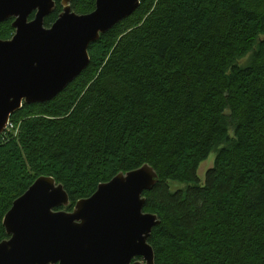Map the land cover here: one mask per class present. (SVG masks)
<instances>
[{
    "label": "trees",
    "instance_id": "1",
    "mask_svg": "<svg viewBox=\"0 0 264 264\" xmlns=\"http://www.w3.org/2000/svg\"><path fill=\"white\" fill-rule=\"evenodd\" d=\"M71 6L87 14L96 0ZM13 20L0 39L14 35ZM89 54L58 96L12 115L16 137L0 138V243L5 215L38 177L62 183L70 205L60 209L72 211L149 164L159 175L144 192L161 220L149 237L155 264H264V0H141ZM172 181L193 185L172 191Z\"/></svg>",
    "mask_w": 264,
    "mask_h": 264
},
{
    "label": "water",
    "instance_id": "2",
    "mask_svg": "<svg viewBox=\"0 0 264 264\" xmlns=\"http://www.w3.org/2000/svg\"><path fill=\"white\" fill-rule=\"evenodd\" d=\"M63 12L47 27L56 0H0V23L13 18L10 39H0V134L23 105L52 100L90 64V45L133 14L141 0H96L87 14ZM35 16L31 18V15ZM159 175L149 164L119 173L80 199L72 211L62 183L42 175L4 217L8 238L0 264H155L149 237L161 223L146 212L144 192Z\"/></svg>",
    "mask_w": 264,
    "mask_h": 264
},
{
    "label": "rangeland",
    "instance_id": "3",
    "mask_svg": "<svg viewBox=\"0 0 264 264\" xmlns=\"http://www.w3.org/2000/svg\"><path fill=\"white\" fill-rule=\"evenodd\" d=\"M250 55V54H249ZM249 55L248 56H246L245 58H243V59H241L240 61H239V65H245L246 64V62L248 61V57H249ZM215 158H216V153L215 152H213L211 155H210V157L206 160V161H204L202 164H201V166H200V168H199V171H198V176H199V178H200V184L201 185H204L205 184V177H206V172H207V170L208 169H210V168H212L213 166H214V164H215ZM190 185H193V183H182V182H177V181H175V182H170V186H171V190L172 191H177V190H185V189H187ZM67 211V210H66Z\"/></svg>",
    "mask_w": 264,
    "mask_h": 264
},
{
    "label": "built area",
    "instance_id": "4",
    "mask_svg": "<svg viewBox=\"0 0 264 264\" xmlns=\"http://www.w3.org/2000/svg\"><path fill=\"white\" fill-rule=\"evenodd\" d=\"M19 133V126L16 125L14 122H12L11 120H9V122L7 123V126L4 130V132H2L0 134V138L2 140H4L5 138L8 137V135H14V137H16Z\"/></svg>",
    "mask_w": 264,
    "mask_h": 264
},
{
    "label": "bare ground",
    "instance_id": "5",
    "mask_svg": "<svg viewBox=\"0 0 264 264\" xmlns=\"http://www.w3.org/2000/svg\"><path fill=\"white\" fill-rule=\"evenodd\" d=\"M116 25H117V24H116ZM116 25H115V26H116ZM112 28H113V27H112ZM112 28H111V29H112ZM111 29H110V30H111ZM74 80H75V79H74ZM66 88H67V87H66ZM66 88H65V89H66ZM65 89H64V90H65ZM61 92H62V91H61ZM61 92H60V93H61ZM60 93H58V94H60ZM58 94H57L56 96H58ZM56 96H55V97H56ZM55 97H54V98H55ZM54 98H53V99H54Z\"/></svg>",
    "mask_w": 264,
    "mask_h": 264
}]
</instances>
